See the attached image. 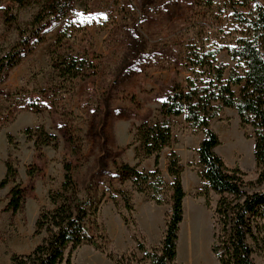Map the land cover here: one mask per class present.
<instances>
[{"label": "rangeland", "instance_id": "rangeland-1", "mask_svg": "<svg viewBox=\"0 0 264 264\" xmlns=\"http://www.w3.org/2000/svg\"><path fill=\"white\" fill-rule=\"evenodd\" d=\"M26 1L19 7L13 0H0V61L24 50L16 64L3 65L0 78V182L7 180L0 185V264H14V254H28L40 243L35 221L43 208H53L50 193L61 188L66 162L72 163L83 193L91 189L102 198L94 233L105 247L101 252L84 244L72 254L71 264H116L107 257L109 252L123 258L124 264H150L135 239L148 249L159 247L171 203L158 205L137 191L132 180L121 181L117 166L154 168V157H143L134 139L136 128L163 120L161 105L176 83L186 86L188 76L198 84L212 77L206 68L196 70L200 75L193 73L190 56L217 54L228 65L224 79L231 69L244 74V65L232 60L228 48L253 33L236 12L253 14L257 6L264 8V0H214L209 5L203 0H75L71 12L49 22L38 41L22 47L19 29L6 23L5 14L7 9L16 14L29 36L42 0ZM259 45L264 54L263 39ZM71 57L82 64L75 77L64 63ZM233 89L239 94L240 86ZM169 120L172 140L160 153V168L172 183L171 152L179 155L186 173L198 174V146L205 134L185 114ZM210 125L220 138L216 152L225 163L238 165L248 180L255 179L253 127L242 125L230 107H224ZM45 134L56 139L44 143ZM199 180V191L193 192L197 178L191 173L183 177L179 264H218L211 250L218 195L209 192L207 207ZM17 186L24 190V203L16 212L6 210ZM124 194H129L128 201ZM194 221L208 229L207 259L202 262L188 256L187 225ZM256 261L263 264L261 256Z\"/></svg>", "mask_w": 264, "mask_h": 264}, {"label": "trees", "instance_id": "trees-1", "mask_svg": "<svg viewBox=\"0 0 264 264\" xmlns=\"http://www.w3.org/2000/svg\"><path fill=\"white\" fill-rule=\"evenodd\" d=\"M19 7L27 5L26 0H13ZM75 0H42L39 12L33 18L30 35L21 29L16 14L6 11V23L15 24L21 34V46L41 38V32L49 22L65 17L73 10ZM212 4L214 0H203ZM241 22L247 23L253 33L252 38H240L237 44L228 48L232 60L244 65L240 74L231 69L227 79L224 74L228 65L210 53L195 59L189 58L193 73L206 68L211 74L209 80L188 76L186 86L176 83L167 93L161 105L162 121L142 123L136 128L135 141L139 142L143 157H154V168L149 171L138 169V165L123 163L117 166V177L121 181L132 180L137 191L146 193L148 198L161 205L171 203V214L159 247L148 249L137 238L136 246L150 264H179L177 262L180 225L184 217L186 192L182 182L183 165L179 155L172 151L169 156L168 174L173 178L168 183L160 168L161 151L172 140L171 116L185 114L186 120L204 129V138L198 148L200 170L203 181L201 194L210 207L209 192L214 191L218 199L214 208V233L211 250L218 264H259L256 256L263 258L264 264V54L259 39L264 40V8L257 6L253 14L236 12ZM24 37V38H23ZM26 37V38H25ZM20 46V48H22ZM17 49V48H16ZM24 50L14 51L0 61L2 67L16 64ZM80 60L71 57L64 62L66 72L72 77L80 75ZM2 65V66H1ZM199 74V73H198ZM200 75V74H199ZM234 86H240L236 94ZM224 107L237 111L242 125L254 129V161L257 169L255 179H247L246 172L238 165L229 167L216 152L221 141L211 128L210 120L219 115ZM44 143L56 139L53 134H45ZM7 183L4 179L0 185ZM128 201L129 194H124ZM53 208H43L35 221V234L41 241L28 254H14V264H71L72 254L84 244L105 252L98 243L96 225L102 198L91 189L83 193L73 174L71 162L64 163V179L61 188L50 193ZM24 203V190L14 187L6 210L18 211ZM129 209L133 207L129 205ZM127 223V222H126ZM107 257L116 264H124L112 252Z\"/></svg>", "mask_w": 264, "mask_h": 264}, {"label": "bare ground", "instance_id": "bare-ground-1", "mask_svg": "<svg viewBox=\"0 0 264 264\" xmlns=\"http://www.w3.org/2000/svg\"><path fill=\"white\" fill-rule=\"evenodd\" d=\"M195 221L187 225L188 256L191 261L202 262L207 259L205 245L208 238V229L199 221V223H195Z\"/></svg>", "mask_w": 264, "mask_h": 264}, {"label": "crops", "instance_id": "crops-1", "mask_svg": "<svg viewBox=\"0 0 264 264\" xmlns=\"http://www.w3.org/2000/svg\"><path fill=\"white\" fill-rule=\"evenodd\" d=\"M199 145H200V143H199ZM199 147V146H198ZM197 147V148H198ZM198 158H199V155H198ZM189 173H191L192 175H194L196 178H197V180H198V184H196L195 185V187H194V190H193V192H196V191H199V187H200V180H199V178H200V176L198 175V174H196V172L195 171H188L187 173H186V170H184L183 171V173H182V182H183V177L184 176H186L187 174H189ZM201 179V178H200ZM189 181H191V183H193V181L191 180V179H189ZM188 184H189V182H188ZM192 185V184H191ZM185 190V189H184ZM186 198V197H185Z\"/></svg>", "mask_w": 264, "mask_h": 264}]
</instances>
